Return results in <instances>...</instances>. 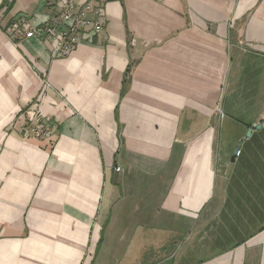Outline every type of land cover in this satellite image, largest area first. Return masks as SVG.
Masks as SVG:
<instances>
[{
    "label": "crops",
    "instance_id": "obj_1",
    "mask_svg": "<svg viewBox=\"0 0 264 264\" xmlns=\"http://www.w3.org/2000/svg\"><path fill=\"white\" fill-rule=\"evenodd\" d=\"M97 2L61 58L0 0V264H264V0Z\"/></svg>",
    "mask_w": 264,
    "mask_h": 264
},
{
    "label": "built area",
    "instance_id": "obj_2",
    "mask_svg": "<svg viewBox=\"0 0 264 264\" xmlns=\"http://www.w3.org/2000/svg\"><path fill=\"white\" fill-rule=\"evenodd\" d=\"M50 2L54 13L49 21L34 26L32 17L17 16L6 28L8 38L16 41L39 36L50 42L57 56L62 58L67 57L81 41H92L103 32L105 12L97 0H50ZM31 130L37 137L48 135V128L41 123H33ZM239 153L240 151L236 150V156Z\"/></svg>",
    "mask_w": 264,
    "mask_h": 264
},
{
    "label": "rangeland",
    "instance_id": "obj_3",
    "mask_svg": "<svg viewBox=\"0 0 264 264\" xmlns=\"http://www.w3.org/2000/svg\"><path fill=\"white\" fill-rule=\"evenodd\" d=\"M248 132V131H247ZM246 132V133H247ZM264 174V173H263ZM140 182H142V179L140 178ZM147 184H145V183H143V187H145ZM136 186V185H135ZM141 187H142V185H141ZM158 188H159V192H161L162 190H163V188H162V186L161 185H159L158 184ZM153 201H155V199L153 200ZM178 230V232L177 233H175V234H173L172 236H170L169 238H167L168 237V233H167V236H164V235H161V236H158V239L161 241H163L164 242V240H167L166 242V244H164L165 246H166V248L165 249H167L168 250V252H170V246H171V244H172V242H170V240L171 239H173V240H177V241H179L180 239H181V233H180V231H181V228H176V231ZM164 245H163V247H164ZM175 248V246L173 245L172 246V250ZM159 250H162V251H164V248H159ZM154 253V250L153 249H151V250H147L144 254H142V256H143V258L141 259V261H142V264L143 263H145V264H149L150 262H152L153 260H150L149 259V256L150 255H152Z\"/></svg>",
    "mask_w": 264,
    "mask_h": 264
},
{
    "label": "water",
    "instance_id": "obj_4",
    "mask_svg": "<svg viewBox=\"0 0 264 264\" xmlns=\"http://www.w3.org/2000/svg\"><path fill=\"white\" fill-rule=\"evenodd\" d=\"M258 127H259V126H257V128H258ZM251 130H252V129L248 130V132L246 133V136H249V135H250Z\"/></svg>",
    "mask_w": 264,
    "mask_h": 264
},
{
    "label": "trees",
    "instance_id": "obj_5",
    "mask_svg": "<svg viewBox=\"0 0 264 264\" xmlns=\"http://www.w3.org/2000/svg\"><path fill=\"white\" fill-rule=\"evenodd\" d=\"M5 1V0H4ZM124 83H125V80H124Z\"/></svg>",
    "mask_w": 264,
    "mask_h": 264
}]
</instances>
